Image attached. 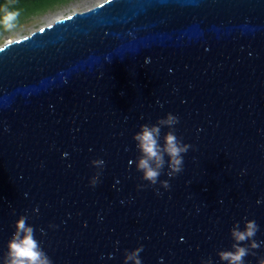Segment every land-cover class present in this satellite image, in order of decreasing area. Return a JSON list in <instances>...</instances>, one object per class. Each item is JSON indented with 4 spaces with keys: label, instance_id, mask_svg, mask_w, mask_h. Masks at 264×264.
Listing matches in <instances>:
<instances>
[{
    "label": "water",
    "instance_id": "water-1",
    "mask_svg": "<svg viewBox=\"0 0 264 264\" xmlns=\"http://www.w3.org/2000/svg\"><path fill=\"white\" fill-rule=\"evenodd\" d=\"M166 113L191 148L168 190L140 188L131 137ZM257 200L264 0H105L0 47V255L28 215L53 264H122L140 245L142 264H216L235 221L264 241Z\"/></svg>",
    "mask_w": 264,
    "mask_h": 264
},
{
    "label": "clouds",
    "instance_id": "clouds-1",
    "mask_svg": "<svg viewBox=\"0 0 264 264\" xmlns=\"http://www.w3.org/2000/svg\"><path fill=\"white\" fill-rule=\"evenodd\" d=\"M19 15L18 10L0 4V26L3 28L13 29ZM178 123V116L166 113L154 123L139 125L138 130L132 135L136 156L129 161V165L139 173L142 182H145L138 187L143 188L145 184L152 186L159 184L160 188L168 190L169 180L183 171L184 154L189 151L191 145L184 143L176 135L175 126ZM165 129L167 130L164 131ZM104 163L103 159H93L90 162L92 167L98 169L88 180L90 187L94 188L97 185L99 170H102ZM243 172L244 170L242 174ZM162 174H165L169 180H160ZM262 202L264 201L257 200V204ZM36 211L37 209L34 208L33 212ZM28 221V215H19L14 221L5 251L0 255V264H53L36 236V228ZM258 231L259 225L254 219L243 218L235 221L229 229L232 244L230 248L216 253V264H246L245 257L253 255L254 250L264 243L257 241ZM142 251L143 245L130 251L125 250L122 264H142L140 257ZM200 264H214V262L211 258H206L202 259ZM257 264H264V258L257 259Z\"/></svg>",
    "mask_w": 264,
    "mask_h": 264
},
{
    "label": "rangeland",
    "instance_id": "rangeland-1",
    "mask_svg": "<svg viewBox=\"0 0 264 264\" xmlns=\"http://www.w3.org/2000/svg\"><path fill=\"white\" fill-rule=\"evenodd\" d=\"M102 1L105 0H64L52 8L20 14L13 29L0 28V47L7 42L29 35L47 25L49 21L65 18Z\"/></svg>",
    "mask_w": 264,
    "mask_h": 264
},
{
    "label": "trees",
    "instance_id": "trees-1",
    "mask_svg": "<svg viewBox=\"0 0 264 264\" xmlns=\"http://www.w3.org/2000/svg\"><path fill=\"white\" fill-rule=\"evenodd\" d=\"M62 1L64 0H0V4L18 10L20 14H26L52 8Z\"/></svg>",
    "mask_w": 264,
    "mask_h": 264
},
{
    "label": "bare ground",
    "instance_id": "bare-ground-1",
    "mask_svg": "<svg viewBox=\"0 0 264 264\" xmlns=\"http://www.w3.org/2000/svg\"><path fill=\"white\" fill-rule=\"evenodd\" d=\"M53 21H55V19H54V20H52V21H49V22L47 23V25H48V24H51Z\"/></svg>",
    "mask_w": 264,
    "mask_h": 264
}]
</instances>
